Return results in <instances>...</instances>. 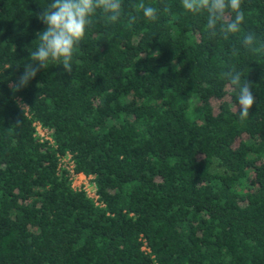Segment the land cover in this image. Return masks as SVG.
<instances>
[{"label":"trees","instance_id":"16d2710c","mask_svg":"<svg viewBox=\"0 0 264 264\" xmlns=\"http://www.w3.org/2000/svg\"><path fill=\"white\" fill-rule=\"evenodd\" d=\"M49 2L0 0V264H264V0H243L227 40L181 0H123L116 23L94 18L71 74L50 64L13 92ZM233 70L253 85L245 120Z\"/></svg>","mask_w":264,"mask_h":264},{"label":"clouds","instance_id":"9594fccd","mask_svg":"<svg viewBox=\"0 0 264 264\" xmlns=\"http://www.w3.org/2000/svg\"><path fill=\"white\" fill-rule=\"evenodd\" d=\"M164 12L169 6L162 0ZM243 0H181V6L187 13L194 15L206 14V29L210 38L217 36L227 40L231 34L241 31L245 20L242 9ZM123 0H50L42 11L36 13L37 19L46 25L45 29L37 33L38 41L35 50L30 52L29 61L24 64V71L19 80L10 84L13 92L26 87L42 70L49 68L50 64L62 65L65 72H73L74 53L84 40L87 31L93 26L97 14H102L106 21L116 23L122 16ZM143 16L156 22L159 19L158 9L152 5L141 2L135 6ZM136 16L130 18L134 23ZM256 36L247 33L242 40L246 50H256ZM228 81L226 85L237 92L239 118L245 120L250 110L256 104L252 92V83L240 71L224 73ZM25 112L27 105L21 106Z\"/></svg>","mask_w":264,"mask_h":264},{"label":"built area","instance_id":"2783aa9c","mask_svg":"<svg viewBox=\"0 0 264 264\" xmlns=\"http://www.w3.org/2000/svg\"><path fill=\"white\" fill-rule=\"evenodd\" d=\"M34 126H35L36 133H37V135L40 137L41 140H50V137H49V135H48V133H47V129H46V128L42 127V126L40 125V123H38V122H35V123H34ZM64 159H67V160L69 161V164H70L69 169H70V168L72 167V163H71V161H70V156H69L68 154H66L65 156H62V157L60 158V165H62V162H63ZM80 176H82L83 179H89V181H90V183H91V187H90L89 189L86 187L87 184L82 185V184H84V183L80 182V183H78V184L76 185V183H74L75 179H76V178H79ZM91 179H92V177H90V176H86V175H84L83 173H77V174H74L73 177H72V186H73L74 188H82V189H84V190L86 191V193H87L90 197H92L93 200H94L96 203H98V200H97L98 196H97V194H96V192H95V186H94V184L91 182Z\"/></svg>","mask_w":264,"mask_h":264},{"label":"rangeland","instance_id":"374dc122","mask_svg":"<svg viewBox=\"0 0 264 264\" xmlns=\"http://www.w3.org/2000/svg\"><path fill=\"white\" fill-rule=\"evenodd\" d=\"M61 166L65 167V168H69V166H70L69 161L67 159H64ZM80 182L84 183L82 185L87 184L86 187L88 189L91 187V183H90L89 179H83L82 176H80L79 178H76L74 181V183H76V185Z\"/></svg>","mask_w":264,"mask_h":264}]
</instances>
